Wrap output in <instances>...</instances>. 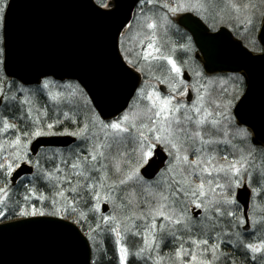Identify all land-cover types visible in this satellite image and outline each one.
I'll return each mask as SVG.
<instances>
[{
  "label": "snow or ice",
  "instance_id": "1",
  "mask_svg": "<svg viewBox=\"0 0 264 264\" xmlns=\"http://www.w3.org/2000/svg\"><path fill=\"white\" fill-rule=\"evenodd\" d=\"M86 7L108 28L115 86L127 92L110 112L80 80L16 67L13 0H0V230L52 225L80 247V264H264V128L247 112L252 74L209 75L191 55L193 36L207 55L225 29L248 60L264 54V0ZM53 137L72 138L70 148L41 151Z\"/></svg>",
  "mask_w": 264,
  "mask_h": 264
},
{
  "label": "water",
  "instance_id": "2",
  "mask_svg": "<svg viewBox=\"0 0 264 264\" xmlns=\"http://www.w3.org/2000/svg\"><path fill=\"white\" fill-rule=\"evenodd\" d=\"M224 31L222 40L203 46L207 55L193 36L195 59L201 66L207 65L206 73L208 68L214 69L209 75L232 74L246 67L254 89L247 112L258 128H264V63L258 59L264 54L249 51L256 59L248 60L233 47L240 41L229 30ZM9 41L16 67L28 78L36 69L56 71L57 79L80 80L87 85L85 90L99 105L98 110L110 112L124 103L127 92L115 86L110 68L108 28L89 14L86 0H13ZM45 139L51 143L41 148H66L72 138ZM83 258L80 247L70 244L52 225L23 224L0 230V264H80Z\"/></svg>",
  "mask_w": 264,
  "mask_h": 264
},
{
  "label": "trees",
  "instance_id": "3",
  "mask_svg": "<svg viewBox=\"0 0 264 264\" xmlns=\"http://www.w3.org/2000/svg\"><path fill=\"white\" fill-rule=\"evenodd\" d=\"M181 32H183L182 30H181ZM254 53H260V52H254ZM220 76H224V75H220ZM69 148H67V149H62L61 151H67ZM53 150H56V149H48V150H44V151H53ZM7 221H13V220H7ZM7 221H5V222H7Z\"/></svg>",
  "mask_w": 264,
  "mask_h": 264
},
{
  "label": "flooded vegetation",
  "instance_id": "4",
  "mask_svg": "<svg viewBox=\"0 0 264 264\" xmlns=\"http://www.w3.org/2000/svg\"><path fill=\"white\" fill-rule=\"evenodd\" d=\"M181 29V28H180ZM183 32H187L186 30L184 31V29H181ZM188 33V32H187ZM192 57H193V60L196 62V63H198V64H200V62H198L196 59H195V53L194 54H192ZM201 65V64H200ZM189 78H191V77H189Z\"/></svg>",
  "mask_w": 264,
  "mask_h": 264
},
{
  "label": "rangeland",
  "instance_id": "5",
  "mask_svg": "<svg viewBox=\"0 0 264 264\" xmlns=\"http://www.w3.org/2000/svg\"><path fill=\"white\" fill-rule=\"evenodd\" d=\"M230 32H231V31H230ZM231 33H232V32H231ZM232 34L234 35V37H235L236 39H238V38L235 36V34H234V33H232ZM172 39H173V40H178L179 38H178V37H176V36H173V37H172ZM192 54H194V52H193V53H191V55H192ZM69 148H70V147H69ZM49 152H50V151H49Z\"/></svg>",
  "mask_w": 264,
  "mask_h": 264
}]
</instances>
